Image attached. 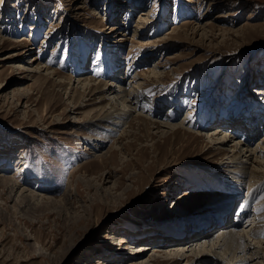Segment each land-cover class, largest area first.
Returning a JSON list of instances; mask_svg holds the SVG:
<instances>
[{
	"label": "rangeland",
	"instance_id": "1",
	"mask_svg": "<svg viewBox=\"0 0 264 264\" xmlns=\"http://www.w3.org/2000/svg\"><path fill=\"white\" fill-rule=\"evenodd\" d=\"M115 72L126 88L142 76L141 104L164 114L144 116L192 132L161 134L140 110L121 130L98 126L107 100L84 98L76 80ZM253 112L250 148L264 139V0H0V264H136L154 249L134 246L190 242L222 218L221 187L234 188L207 170L241 180L230 218L253 192L264 240V178L241 173L263 168L230 162L237 135L218 149L202 130ZM218 222L211 237L227 230Z\"/></svg>",
	"mask_w": 264,
	"mask_h": 264
},
{
	"label": "bare ground",
	"instance_id": "2",
	"mask_svg": "<svg viewBox=\"0 0 264 264\" xmlns=\"http://www.w3.org/2000/svg\"><path fill=\"white\" fill-rule=\"evenodd\" d=\"M113 55L116 57L115 60H118L117 54L113 53ZM33 59L35 61L36 58H33ZM38 70L39 68H34L28 71L38 72ZM43 70H45V73H46L45 75L48 76L51 74V72L48 73L47 68H44ZM115 73L117 76L114 75ZM115 73L114 74L112 73V77L110 78V80H112L111 83H109L110 81L100 82V80H97L96 78H87V77H81V76L77 77L78 79L76 80L75 87L82 90V94L84 98L87 96L89 99L90 98L89 95L99 94L97 96V98L99 99L98 102L101 103L102 101L107 100L106 104L108 105V108L105 109V106L103 107L101 106L99 108V110L102 113L100 117H98V121L102 123L99 124L98 126L100 127L104 126V128H106V130L108 131L121 130L122 128H124L123 127L124 124L128 123L127 121L128 116L137 110H140L137 113V116H142L143 114L141 112L144 111L147 114H149L150 118L151 117H157V118L163 117L164 114L162 112L161 106H158V107L155 106L156 109H154L153 107H151V105L154 104V102H149L150 105H147V106H144L141 104L142 100H144L145 98H144V95H142L141 92H139L140 84L137 81V78L142 77L140 74L137 73L135 76H133L134 78L129 80V82L134 83L132 88H126V87H123V82H122L124 74H120L119 72H115ZM151 73L153 75L157 74V72H153V70ZM70 82H71V79L69 80L68 83ZM114 82H116L117 85ZM61 84H62V81H59V86H61ZM73 84H74V80L72 81V85ZM115 87H117L118 89ZM144 102L146 101L144 100ZM254 113L255 112H253L252 114L250 113V115L245 113L246 116H244V113L239 114L241 116H239V118H237L235 122L230 123L228 127L226 124H225L226 126L224 127L220 126L221 124L220 123L219 126H215L213 129L209 130L210 125L208 124L207 126H205V128L203 126L202 130H206L205 134L203 135H206L205 137L209 139V142H213L214 146H218L217 147L218 149H223V147H225L226 145L229 146L230 140L233 137H235V135H237L238 138L232 139L234 143L230 145L229 149H226L227 154H229V157L231 160L230 162L237 163L238 161V164H239L238 167L240 169H244L243 161H245V164L246 162L250 161V163L256 164L257 167L259 168L262 167L263 168L262 171H260L261 169L259 171L250 169L248 171L241 172L244 174L248 173L249 176H251L250 178L254 177V178L262 179L264 178V139H262L261 142H259L260 146H256L254 148L249 147L250 142L247 139L248 137L251 136V133H252L251 128L256 123L255 116H253ZM225 116L226 117H223L221 119L228 118L227 115ZM149 117H146V118L151 120V122L155 124V128L158 130L157 132L161 134H163L165 130L174 131V130H180V129L184 131L192 132L191 130H188L187 127H185L184 120L178 123H170L168 121L159 122L157 120H152ZM211 118L213 119L212 116ZM230 118H229V121H230ZM212 119L210 121H212ZM218 121L219 120H217V122ZM160 128L162 129L160 130ZM228 128L229 129L232 128V129H230L229 131ZM240 129L245 130V136H242L239 134ZM194 133H197V132H194ZM92 140L96 141V143L100 144L101 146L100 140L93 139V138ZM105 141L106 140H104L102 143H104ZM243 157H246V160H241ZM224 166L226 167V169H223V167L219 168L220 170L223 171V173L228 172V171L233 172L234 169L233 168L230 169L232 166L229 168L227 167L228 165L226 164ZM207 171L209 172L211 171V173L213 172V174L215 173L214 178L218 182L223 181L225 183V179H226L228 180V183L226 182L228 185L234 184V188L227 187V186H223L221 187V189L219 188L221 190V193L214 202V204L216 205H213L214 206L213 212H216L217 214L222 215V218L216 220L217 224H219L218 221L223 222L222 227H220L219 229H221V231L224 229H227V230L224 232H220L218 235L214 237H211V233H210L211 229L214 225H215L214 227H216L217 224L211 222V220L210 222L202 221L201 226H204L205 229L200 230L198 232H193L190 236L191 239L189 237L190 242H185V240H180L178 241L179 242L178 244L169 246L163 251L160 249L161 247L159 248L158 246L156 247H153V246L149 247L148 245L134 246L131 251V253L133 252L132 254L134 253L136 254L144 250H150L151 248L154 249L153 254L151 255L152 258H148V259L141 258L138 260L136 264H150L151 262H152L151 264H177V263L181 264L180 261L184 262L182 264H198V263L200 264H204V263L205 264H249L254 259H257V261L252 262L251 264H261L263 262L264 260V240L262 239L263 238L262 235H259V233H256L253 230L254 226H256V224L254 223L255 222L254 213L250 214L249 212L250 210L248 209L249 200L251 199L253 192L249 197H246L244 199V204L242 203L243 205L242 204L240 205L235 218L233 217L230 218L229 216H227V211L230 209V206L232 205V203H234L235 199H237L239 196L241 180L236 179V177H238L237 175L233 176L232 179H228L229 176L225 177V175L219 174L216 171H212V170H207ZM242 180L245 181V176L242 177ZM20 196H22L21 197L22 200H27L28 198L27 195L25 196L21 194ZM33 198L34 197L32 196L31 199ZM242 216L244 220L246 219L247 221L246 223H249L245 227H248L250 224L251 225L249 228L239 230L238 224L241 222V220H243L241 219ZM199 223H201V221H199ZM197 225L200 226V224H197ZM207 225L211 229L209 228L207 230V227H206ZM192 230L193 228L190 225L186 227L185 230H183L182 232L179 231L178 229L176 233H183V232L191 233ZM260 234L262 233L260 232ZM249 237H251V240H254L253 244L246 241L247 238ZM120 238L121 237L117 238L118 241H116L115 243L116 245L117 244L122 245L124 243L123 239H120ZM137 247L139 248L135 249ZM160 251H162V254L160 253ZM187 252L189 254H187ZM165 254H166V257L165 256L162 257ZM159 257H162L163 260L160 261L158 259ZM170 258H174V259L170 260Z\"/></svg>",
	"mask_w": 264,
	"mask_h": 264
}]
</instances>
